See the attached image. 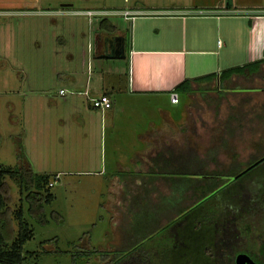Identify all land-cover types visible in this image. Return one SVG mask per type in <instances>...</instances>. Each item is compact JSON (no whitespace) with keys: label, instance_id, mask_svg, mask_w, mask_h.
Masks as SVG:
<instances>
[{"label":"rangeland","instance_id":"rangeland-1","mask_svg":"<svg viewBox=\"0 0 264 264\" xmlns=\"http://www.w3.org/2000/svg\"><path fill=\"white\" fill-rule=\"evenodd\" d=\"M231 3L237 9L264 10V0H0V167L28 169L51 184L42 192L51 196L49 203L43 204L46 225L42 226L25 214L27 192L17 179L6 178L9 208L16 212L21 207L33 232L22 247V264H72V260L74 264H102L95 256L84 258L85 253L110 249L125 252L146 239L144 248L182 251L183 233L187 225H193L192 217L201 222L213 213L219 221L214 223L221 221L223 230H235L238 235L245 232L248 237L243 246L237 238L234 245L241 251L247 247L246 252L264 264V163L206 200L225 180L239 176L264 156V139L251 134L256 125L255 119H250L259 114L264 120L263 94L254 96L251 108L244 106V96H237L239 102L224 109L227 117L220 119L218 126L210 114H204V121L193 128L180 125L181 139L165 143L161 154L153 159V169L141 180L143 185L112 194L101 187L97 175L81 173L97 172L102 163L107 170L110 166L108 154L105 156L109 151L106 144L110 143L108 117L99 119V115L91 114L88 121L72 117L77 104L81 109L82 102L86 104L83 92L101 93L102 87L113 82L112 76L116 78L125 70L123 62L98 60L89 51L97 19L129 28L120 14L87 18L72 12L183 7L204 15L211 12L204 6L213 4V11L218 13ZM56 10L57 15L46 14ZM258 55L254 61L261 58L262 54ZM259 74L262 71L257 66L249 67L244 75L251 79ZM72 75H78L76 86L70 84ZM243 86L249 87L246 83ZM60 89L73 94L61 97ZM203 90L204 98L208 94ZM259 127L264 136V125ZM126 131L125 126L117 127L118 134ZM114 148L123 152L131 149L125 142L115 143ZM253 193L254 201L248 203ZM115 194L120 201L119 218L111 220L104 205L116 199ZM201 200L205 202L196 207ZM193 203V215L184 221L183 214L178 215ZM244 204H248L254 220H237Z\"/></svg>","mask_w":264,"mask_h":264},{"label":"crops","instance_id":"crops-1","mask_svg":"<svg viewBox=\"0 0 264 264\" xmlns=\"http://www.w3.org/2000/svg\"><path fill=\"white\" fill-rule=\"evenodd\" d=\"M203 8L211 12L202 15L193 8L183 7L120 13L72 12V15L87 18H90L87 12H92L95 17L120 14L129 22L126 29L97 19L98 27L89 51L98 60L123 62L125 70L121 74L118 72L116 78L112 76L113 82L102 87L101 93L88 92L89 98L85 97L86 104L82 102V109L77 104L72 111L73 118H85L86 121L91 114L99 115V119L108 117L110 143L106 144L109 151H105V156L108 154L110 166L107 170L102 163L97 172L83 170L81 173L97 175L101 187L110 194L114 190L141 187V180L153 169V159L161 154L165 143L181 139L180 125L193 128L204 121V114H210L215 121L213 124L218 126L220 119L227 117L223 114L224 109L239 102L237 96H244V106L248 107L254 102V96H264V10L237 9L233 3L218 13L213 11V4ZM57 13L56 10L46 14ZM260 53L261 58L254 61ZM252 61H263L259 65L262 71L259 76L219 79L221 72L246 66ZM78 83V75L70 76V84L76 86ZM244 83L249 87L245 89ZM203 89L208 94L204 98L201 96ZM65 92L63 96L73 94L72 91ZM82 94L84 96V92ZM170 94L178 96L176 104L170 102ZM97 98L108 99L111 107L105 111L92 108L89 99ZM257 115L250 116L256 125L251 134L264 139L259 127L264 125V120ZM118 126L127 127V131L118 134ZM118 142H125L131 149L124 152L115 149ZM149 187L153 185L149 184ZM115 197L104 205L111 220L119 218L120 201L116 194ZM115 242L118 244L119 240Z\"/></svg>","mask_w":264,"mask_h":264},{"label":"trees","instance_id":"trees-1","mask_svg":"<svg viewBox=\"0 0 264 264\" xmlns=\"http://www.w3.org/2000/svg\"><path fill=\"white\" fill-rule=\"evenodd\" d=\"M262 63L263 61H260L240 68H231L225 70L221 72L219 79L224 81L230 79L232 76H243L249 67L255 68ZM261 162L262 161L249 169L248 172L258 167ZM242 175L237 176L236 179ZM6 178H14L18 180L21 188L27 192L24 198V203L27 206L25 214L31 221H34L42 226L46 225L43 214V204H48L51 199L49 194H44L45 196H43L42 192L44 191L45 186L50 187V183L46 177H36L28 169L25 170L22 168L20 170L13 171L10 168L5 169L0 167V264H22L24 261L22 247L25 242L31 240L33 237V232L28 227L29 225L24 218V211L21 207L18 208L16 212L10 210V199L8 197L9 190L5 184ZM224 188L225 187L217 189L215 192L212 191V193L206 197V200L212 197L214 198V196H216ZM45 192H47V190H45ZM256 193H253L251 195L252 197H248V203H252L254 201ZM262 198H264V196ZM204 202L205 200H201L196 205V207L202 205ZM194 205L195 203L185 207L184 211L179 213L178 216L183 214L182 216L184 221L191 218V214L193 215L192 212L195 209ZM242 207L244 208L239 210L242 215L238 216L237 220H239L241 217L247 218V220H254L255 216L253 212H251L248 204H244ZM216 218L218 219V216L217 214L214 215V213L212 217L205 216V219H202L201 222H199L198 219L192 217L193 225H187L185 232H180V234L183 233L185 236V249L182 250L184 252L176 249V252L169 253L164 249L155 251L153 248H144V243L148 241L146 239L147 241L144 240L143 242L136 244L132 249L125 252L116 250L109 252L91 250L90 252L88 251L87 254L85 253L84 258L95 256L94 259H99L102 264H153V261H156V264H234L236 255L239 253H245L252 260H254L255 258H252L248 254L249 252H246L248 251L247 247L244 249L246 251H241V248H239L238 245H234L237 243L236 241L238 239L240 242L239 245L241 244L243 246V240L248 237L247 234L244 232L238 235L235 230H223L222 226L220 225L221 221L220 224L214 223L218 221ZM14 222H16L17 231H15L13 227V225H15ZM185 223L188 224V222ZM172 234L176 238H179L176 231H173ZM179 246L180 248L183 247L182 245ZM231 246H233L232 250L230 249ZM103 253H106L108 256L104 255ZM262 259L264 262V257ZM71 263L74 264L75 260H72ZM259 264L263 263L259 262Z\"/></svg>","mask_w":264,"mask_h":264},{"label":"built area","instance_id":"built-area-1","mask_svg":"<svg viewBox=\"0 0 264 264\" xmlns=\"http://www.w3.org/2000/svg\"><path fill=\"white\" fill-rule=\"evenodd\" d=\"M86 15L89 17L93 16L92 12H87ZM127 16V14H125ZM220 45V42H218V46ZM66 92L64 90L59 91V95H64ZM84 96L86 98L88 97L87 91L84 92ZM90 103L92 104V107L96 110L105 111L111 107V102L106 98H97V99H89ZM178 101V96L176 94H170V102L172 104H176ZM51 186V184L49 185Z\"/></svg>","mask_w":264,"mask_h":264},{"label":"water","instance_id":"water-1","mask_svg":"<svg viewBox=\"0 0 264 264\" xmlns=\"http://www.w3.org/2000/svg\"><path fill=\"white\" fill-rule=\"evenodd\" d=\"M62 7H66L65 5H63ZM264 160V157L262 159H260L259 161H257L256 163H254L253 165H251L249 168H247L244 172L248 171L249 169H251L252 167H254L255 165H257L260 161ZM244 172H242L241 174H243ZM237 178L234 177L231 179V181L235 180ZM235 264H255L254 262H252L247 256L245 255H238L235 259Z\"/></svg>","mask_w":264,"mask_h":264},{"label":"flooded vegetation","instance_id":"flooded-vegetation-1","mask_svg":"<svg viewBox=\"0 0 264 264\" xmlns=\"http://www.w3.org/2000/svg\"><path fill=\"white\" fill-rule=\"evenodd\" d=\"M263 157H264V156H263ZM263 157H262V158H263ZM262 158H260V159H262ZM260 159H259V160H260ZM259 160H258V161H259ZM256 162H257V161H256ZM256 162H255V163H256ZM262 162H263V160H262ZM262 162H261V163H262ZM261 163H260V164H261ZM263 163H264V162H263ZM252 165H253V164H252ZM255 166H256V165H255ZM248 168H249V167H248ZM244 171H245V170H244ZM244 171H243V172H244ZM247 172H248V171L244 172L243 174H245V173H247ZM241 173H242V172H241ZM241 173H240L239 175H242ZM232 182H234V181H232ZM232 182H231V179L225 180L220 188L226 187L227 185H229V184L232 183ZM238 255H245V256H247L252 262H254L255 264H259V263L255 262L254 260H252V259H251L247 254H245V253H239ZM238 255H236V257H237ZM236 257H235V259H236ZM234 264H235V260H234Z\"/></svg>","mask_w":264,"mask_h":264}]
</instances>
